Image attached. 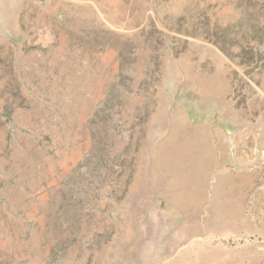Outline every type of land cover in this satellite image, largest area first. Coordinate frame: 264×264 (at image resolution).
Here are the masks:
<instances>
[{"label": "rangeland", "instance_id": "rangeland-1", "mask_svg": "<svg viewBox=\"0 0 264 264\" xmlns=\"http://www.w3.org/2000/svg\"><path fill=\"white\" fill-rule=\"evenodd\" d=\"M0 264H264V0H0Z\"/></svg>", "mask_w": 264, "mask_h": 264}]
</instances>
